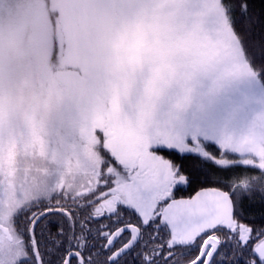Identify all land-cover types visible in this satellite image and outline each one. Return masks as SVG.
<instances>
[{"label":"snow or ice","instance_id":"obj_1","mask_svg":"<svg viewBox=\"0 0 264 264\" xmlns=\"http://www.w3.org/2000/svg\"><path fill=\"white\" fill-rule=\"evenodd\" d=\"M8 3L0 264H264V0Z\"/></svg>","mask_w":264,"mask_h":264},{"label":"rangeland","instance_id":"obj_2","mask_svg":"<svg viewBox=\"0 0 264 264\" xmlns=\"http://www.w3.org/2000/svg\"><path fill=\"white\" fill-rule=\"evenodd\" d=\"M13 10L15 9V0H9V3L7 5H5V8L3 10V15L5 17L8 16L9 10Z\"/></svg>","mask_w":264,"mask_h":264},{"label":"trees","instance_id":"obj_3","mask_svg":"<svg viewBox=\"0 0 264 264\" xmlns=\"http://www.w3.org/2000/svg\"><path fill=\"white\" fill-rule=\"evenodd\" d=\"M190 194H191V190L183 192V193H179L178 195H183V196L187 197Z\"/></svg>","mask_w":264,"mask_h":264}]
</instances>
